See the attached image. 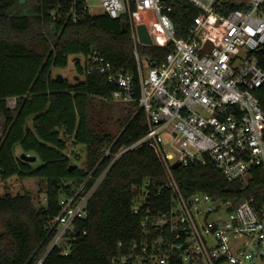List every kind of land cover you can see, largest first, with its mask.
Returning <instances> with one entry per match:
<instances>
[{
  "label": "built area",
  "instance_id": "obj_1",
  "mask_svg": "<svg viewBox=\"0 0 264 264\" xmlns=\"http://www.w3.org/2000/svg\"><path fill=\"white\" fill-rule=\"evenodd\" d=\"M189 1L199 14L179 37L165 0H56L58 10L68 5L69 12L81 8L94 15L101 7L129 27L136 74L115 69L96 49L84 68L116 87L112 102L136 107L132 118L139 111L145 115L146 133L121 147L113 162L148 146L164 170L163 185L147 181L135 190L133 212L142 215V233L118 242L112 264H264V200L258 205L254 197L186 196L175 175L180 166L211 164L227 181L246 182L253 168L264 167V108L256 94L264 83L258 59L264 49V0ZM141 24L152 40L144 46L172 47L163 60H146L147 71L137 53ZM109 168L60 199V213L35 264L56 248L69 254L76 223L87 218L89 200ZM165 190L169 200L156 209L150 197L163 199Z\"/></svg>",
  "mask_w": 264,
  "mask_h": 264
},
{
  "label": "trees",
  "instance_id": "obj_2",
  "mask_svg": "<svg viewBox=\"0 0 264 264\" xmlns=\"http://www.w3.org/2000/svg\"><path fill=\"white\" fill-rule=\"evenodd\" d=\"M165 1L177 36H186L199 10L189 0ZM57 8L56 0H0L1 175L47 181L40 206L31 192L0 197V264H35L60 213V199L93 173L91 185L109 166L89 200L87 218L76 223L69 254L63 256L56 248L42 264H112L118 242L128 243L142 233V215L133 212L135 190L147 181L156 186L165 181L163 167L148 146L129 150L113 162L121 147L146 133L145 115L139 111L122 128L107 125L101 112L116 87L103 75L86 73L82 64L96 49L115 69L136 74L129 27L106 13ZM171 49L170 44L139 45L137 53L141 60L155 62ZM70 57H80L74 62L79 79L53 76L54 69L68 66ZM258 59L264 70V51ZM256 94L264 108V83ZM68 141L85 146L82 165L65 153ZM16 145L36 161L17 157ZM109 147L111 153L105 155ZM38 159L42 164L36 166ZM175 175L186 196L200 192L234 201L254 197L258 205L264 200L263 166L253 168L246 182L227 181L211 164L180 166ZM162 196L150 197L156 209L169 200V192Z\"/></svg>",
  "mask_w": 264,
  "mask_h": 264
},
{
  "label": "rangeland",
  "instance_id": "obj_3",
  "mask_svg": "<svg viewBox=\"0 0 264 264\" xmlns=\"http://www.w3.org/2000/svg\"><path fill=\"white\" fill-rule=\"evenodd\" d=\"M94 14L104 13V9L101 7H97L93 10ZM72 57H70V61L66 68L62 69H54L53 76L62 75L63 77L68 78L70 81L75 80L76 75V66L74 61H72ZM83 64V59H82ZM143 66L145 71H147L148 63L146 60H143ZM9 105L11 107L15 106L14 99L9 100ZM135 106H127L125 103H117L109 101V105L107 109L103 110L101 113L103 114V120L110 127H123L127 124L133 113L135 112ZM68 148L65 150V153L71 156L73 162L76 165H82L86 158V148L82 144H73L71 141H68ZM110 148V147H109ZM107 148L106 151L109 149ZM14 153L17 157H20L22 152V148L20 145H16L14 148ZM41 160L38 159L36 162V166L41 165ZM47 187V181L43 179L37 178H25L20 179L17 176H8L4 177L0 172V197L5 195L15 196L18 194H24L26 192H31L34 195L36 205L40 206L44 198V192Z\"/></svg>",
  "mask_w": 264,
  "mask_h": 264
},
{
  "label": "water",
  "instance_id": "obj_4",
  "mask_svg": "<svg viewBox=\"0 0 264 264\" xmlns=\"http://www.w3.org/2000/svg\"><path fill=\"white\" fill-rule=\"evenodd\" d=\"M123 29H125V26L123 27ZM138 36H139V41L143 45L152 44V40H151L150 34L148 32L147 27L144 24H141V25L138 26ZM261 51H264V49H262ZM72 61L79 62L80 61V57H75V58L72 59ZM58 77L63 78V76L60 75V74L58 75ZM78 79H79V77L75 76V80H78ZM20 158L23 159V160L29 161V162L30 161L31 162H35L36 161V157L35 156L34 157H30L29 155H27L25 153L21 154ZM177 166H179V163H176L174 165V167H177Z\"/></svg>",
  "mask_w": 264,
  "mask_h": 264
}]
</instances>
